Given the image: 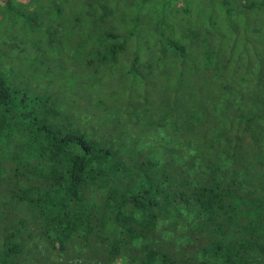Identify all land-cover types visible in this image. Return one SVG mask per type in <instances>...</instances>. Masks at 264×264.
Here are the masks:
<instances>
[{
    "label": "trees",
    "instance_id": "16d2710c",
    "mask_svg": "<svg viewBox=\"0 0 264 264\" xmlns=\"http://www.w3.org/2000/svg\"><path fill=\"white\" fill-rule=\"evenodd\" d=\"M32 1L0 4L23 16L22 6ZM35 1L45 14L26 10L32 12L31 28L53 26L55 20L47 17L72 7L69 0H51L54 9ZM209 2L219 17L259 18L264 26V0ZM107 10L99 4L95 25L112 14ZM197 32L183 31L179 40L168 38L164 45L160 40L159 48H170L180 66L194 58L207 70H217L210 58L221 56L225 69L226 48L230 51L235 40L219 46L227 32L219 30L215 38L209 32L201 37L204 48L195 38L208 31ZM121 34L100 33L98 62L124 50L117 42ZM10 40L0 32V264H264L263 106L228 115L230 122L217 129L213 121L177 107L180 100L173 98L179 114L172 136L160 126V140L150 141L149 126H155L146 123L148 132L142 126L138 137L125 125L104 129L98 139L75 126L63 103L9 83L4 67L17 66L24 55L8 45ZM243 42L246 51L258 41L245 35ZM222 89L233 87L226 83L218 92ZM249 98L256 100L253 94ZM159 122L163 125V118Z\"/></svg>",
    "mask_w": 264,
    "mask_h": 264
},
{
    "label": "rangeland",
    "instance_id": "374dc122",
    "mask_svg": "<svg viewBox=\"0 0 264 264\" xmlns=\"http://www.w3.org/2000/svg\"><path fill=\"white\" fill-rule=\"evenodd\" d=\"M14 1L16 4L17 0ZM87 1L69 0L72 7H63L62 15L48 16L55 23L42 28H31L27 23V16L32 12L26 10L36 8L40 16L45 14L44 7L34 5L37 4L35 0L31 5L22 6L23 16L3 11L0 4V32L11 37L7 41L9 46H15L16 51L24 54L22 63L17 61V66L4 67L9 83L30 94L50 96L57 103H63L75 126L88 135H98L99 139L104 129L126 125L127 133L132 132L138 137L143 125L153 123L155 127L149 126V132L143 126L150 141L156 136L160 140V126L164 133L167 131L168 136H172L173 122L179 114V109L172 104L173 98L180 100L177 107L189 108L193 118L197 115L204 121H213L212 127L217 129L230 122L228 115L249 113L255 105L264 107V26L259 18L251 17L247 22L243 17L224 19V15L218 16L209 0H187L182 5L175 0L168 4L163 0ZM102 3L110 7L107 12L112 11V14H106L105 21L95 25ZM41 4L54 9L55 2L43 0ZM88 18L90 23L86 21ZM58 22L61 23L59 26ZM205 29L207 34L195 38V43L199 40L204 48L207 44L201 37L209 36V32L212 35L218 34L219 30L227 32V36L219 40V46L228 39L232 45L235 40L230 51L226 48L224 59H229L225 69L220 64L223 62L221 56L210 58L217 70L212 67L207 70L198 68V64L193 63L194 58L188 65L180 66L173 62L170 48H159L160 40L164 45L168 38L179 40L183 31L197 34ZM104 31L123 33L117 42L123 44L124 50L108 61L98 62L96 53L100 45L97 39ZM245 35L258 41L254 48L246 51ZM0 47L4 48L1 42ZM9 50L12 55L16 52ZM228 74H233V78H226ZM226 83L233 89L218 92L221 84ZM252 94L255 101L248 99ZM237 99L242 103L241 111ZM231 101L236 104L228 108ZM124 112H128L126 123L121 121ZM162 118L163 125H159ZM154 128H158L157 131ZM262 142L263 139L260 140L263 145Z\"/></svg>",
    "mask_w": 264,
    "mask_h": 264
}]
</instances>
